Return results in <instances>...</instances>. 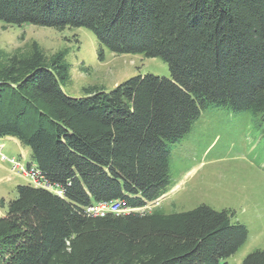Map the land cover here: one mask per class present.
<instances>
[{
    "label": "trees",
    "instance_id": "16d2710c",
    "mask_svg": "<svg viewBox=\"0 0 264 264\" xmlns=\"http://www.w3.org/2000/svg\"><path fill=\"white\" fill-rule=\"evenodd\" d=\"M3 28H86L114 55L160 58L171 79L138 76L71 98L66 53L37 47L0 66V139L30 150L64 196L19 185L0 202V264H225L248 241L231 211L147 207L172 188V146L201 113L264 119V0H0ZM122 202L131 213L86 209ZM242 264H264V250Z\"/></svg>",
    "mask_w": 264,
    "mask_h": 264
},
{
    "label": "rangeland",
    "instance_id": "374dc122",
    "mask_svg": "<svg viewBox=\"0 0 264 264\" xmlns=\"http://www.w3.org/2000/svg\"><path fill=\"white\" fill-rule=\"evenodd\" d=\"M37 45L47 61L65 52L70 81L63 88L71 98H83L86 90L110 92L138 76L171 79V71L160 58L142 55H114L101 47L86 28L55 30L21 25L3 28L0 22V66L14 55L29 56ZM0 144V193L4 200L16 198L19 185H29L16 159L33 164L29 149L9 138ZM171 190L147 207L165 213L192 211L202 205L216 211H231L233 221L247 227L245 246L225 264H242L256 250H264V119L248 113L230 114L223 108L203 111L186 137L172 146ZM2 199H0V202Z\"/></svg>",
    "mask_w": 264,
    "mask_h": 264
},
{
    "label": "built area",
    "instance_id": "2783aa9c",
    "mask_svg": "<svg viewBox=\"0 0 264 264\" xmlns=\"http://www.w3.org/2000/svg\"><path fill=\"white\" fill-rule=\"evenodd\" d=\"M13 164V171L20 170L21 174L29 178L31 181V185L35 187L45 188L57 194L58 196L63 197L64 192L61 189H57L52 187L50 184L46 182V180L41 175L40 171L35 167H26L21 164L20 161L13 159L10 161ZM125 204L122 202H112V203H99L96 205H92L86 209V213L92 215L94 217H103L108 213L112 214H121V213H131L134 210L128 209L124 207Z\"/></svg>",
    "mask_w": 264,
    "mask_h": 264
},
{
    "label": "crops",
    "instance_id": "0c3cea01",
    "mask_svg": "<svg viewBox=\"0 0 264 264\" xmlns=\"http://www.w3.org/2000/svg\"><path fill=\"white\" fill-rule=\"evenodd\" d=\"M11 140H13L14 142L18 143L20 146H22L18 140H16L15 138H11V137H7ZM0 147L3 149L4 148V144H0ZM23 147V146H22ZM28 154H31L30 153V150H29V153ZM30 165H33V164H30ZM0 199H4V195L2 193H0Z\"/></svg>",
    "mask_w": 264,
    "mask_h": 264
}]
</instances>
